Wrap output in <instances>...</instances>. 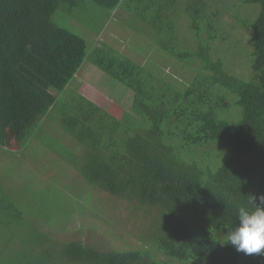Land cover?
Wrapping results in <instances>:
<instances>
[{
    "label": "trees",
    "instance_id": "1",
    "mask_svg": "<svg viewBox=\"0 0 264 264\" xmlns=\"http://www.w3.org/2000/svg\"><path fill=\"white\" fill-rule=\"evenodd\" d=\"M86 1L128 11L150 47L144 64L107 44L91 48L67 27ZM244 3L260 7L255 20L232 15L253 32L249 79L216 47L234 51L223 19L234 2L0 0V147L24 145L60 113L83 149L72 161L83 177L147 214L140 249L40 234L24 244L39 256L19 264H264V250L245 254L225 240L237 205L264 194V0ZM87 62L133 92L121 117L72 86Z\"/></svg>",
    "mask_w": 264,
    "mask_h": 264
},
{
    "label": "rangeland",
    "instance_id": "2",
    "mask_svg": "<svg viewBox=\"0 0 264 264\" xmlns=\"http://www.w3.org/2000/svg\"><path fill=\"white\" fill-rule=\"evenodd\" d=\"M214 1L234 2V7L223 14L230 40L235 44L234 51L229 52L231 45L221 40L216 42V47L219 55L231 63V73L249 79L251 54L249 58L248 53L252 50L253 32L236 22L232 15L255 20L260 7L245 4L244 0ZM121 11L111 14L86 1L80 10L82 19L68 21L67 27L84 37L91 48L97 43L107 44L144 64L150 48L147 42L144 44V31H140L128 11ZM180 25L183 33L189 34L184 17ZM72 86L117 117L129 110L133 100L131 90L91 62L84 65ZM59 119L60 113H53L24 145L13 139L8 147H0V264H19L27 253L33 256L35 252L34 256H39L40 248L24 247V244L36 242L40 234L59 240L72 238L74 234L92 236L90 242L94 244L105 237L112 248L140 249L137 247L143 243L137 230L147 214L90 185L72 163L78 161L83 149L60 127ZM79 228L84 232L80 233ZM110 232L123 236L129 245Z\"/></svg>",
    "mask_w": 264,
    "mask_h": 264
},
{
    "label": "clouds",
    "instance_id": "3",
    "mask_svg": "<svg viewBox=\"0 0 264 264\" xmlns=\"http://www.w3.org/2000/svg\"><path fill=\"white\" fill-rule=\"evenodd\" d=\"M225 240L245 254L264 250V194L252 195L246 204L237 205V223L228 229Z\"/></svg>",
    "mask_w": 264,
    "mask_h": 264
}]
</instances>
